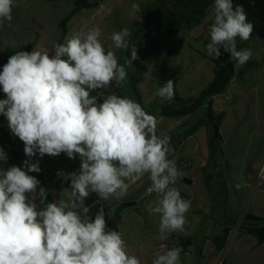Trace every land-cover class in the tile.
Wrapping results in <instances>:
<instances>
[{"label": "clouds", "instance_id": "9594fccd", "mask_svg": "<svg viewBox=\"0 0 264 264\" xmlns=\"http://www.w3.org/2000/svg\"><path fill=\"white\" fill-rule=\"evenodd\" d=\"M14 0H0V26L12 21ZM133 4V9H138ZM213 22L206 49L219 57L220 49L239 64L246 63L250 49L238 50L236 40L247 41L253 24L247 21L242 6L233 8L232 0H214ZM99 27L66 38L63 44L19 51L8 58L0 71V114L5 116L13 135L24 143L27 157L39 154L80 158L79 172L59 176L70 180L67 199L43 204L47 192L37 188L40 181L29 172H40L39 162L25 160L24 167L0 168V264H141L129 255L118 231L106 230L103 207L94 220L85 205L90 193L101 200L122 199L130 184L145 175L150 191L158 194L150 213L160 215L159 239L184 232L191 201L181 197L174 185L181 173L173 160L170 137L157 134L153 115L134 100L109 94L102 99L91 92L106 89L113 82L123 86L126 68L112 50L127 49L130 32H113L106 49ZM66 57V58H65ZM129 65L137 59L134 47ZM155 95L161 102L174 98L173 80L159 87ZM7 154L0 148V162ZM32 194L29 199L28 194ZM79 210V211H78ZM182 248L157 251L152 264H181Z\"/></svg>", "mask_w": 264, "mask_h": 264}, {"label": "crops", "instance_id": "0c3cea01", "mask_svg": "<svg viewBox=\"0 0 264 264\" xmlns=\"http://www.w3.org/2000/svg\"><path fill=\"white\" fill-rule=\"evenodd\" d=\"M56 2L57 0H14L12 21L10 23L5 21L3 26H0V71L7 63L8 58L16 52H31L33 48L52 50L55 44L65 42L69 37V31L62 41L58 35H55L53 39L46 35V29L51 25L52 19L56 23ZM53 4H55L54 8H52ZM122 4L123 0H105L99 8L87 10H113L114 6H123ZM31 8L37 9H34L33 14L27 15V10ZM52 13L54 14L52 15ZM52 54H54V50L50 51V55ZM5 98L6 95L0 89V99ZM188 120L189 118L174 119L170 125L163 126L159 134L175 135L179 133V127ZM160 121V117L156 119L157 123ZM251 126L255 127L251 133L243 131L242 135L239 132H236V136L230 135L229 139L232 138L233 141L222 138L223 157L217 161L213 168L217 169V173H222L223 178L220 179L221 183L218 185L214 182L210 183L211 189L205 185V175L202 172V169L206 168L209 163L207 129L202 127L176 146L171 147L172 151L168 158L175 162L181 173L175 184L171 186L180 185L179 187L182 189H188L187 193L182 189L178 190L182 198L190 200L192 203V210L186 216L184 232L170 233L166 240H161L158 231L160 217L142 214L143 206H148L151 201L159 198L158 194L154 192L148 194V189L151 187L148 175L142 177L135 184H130L127 195L119 200L109 198L105 201L101 200L98 194L90 193L85 200V205L90 209L88 215L94 220L97 212L103 207L106 230L118 231L126 243L128 254L135 255L141 264H152L160 246L165 244L168 249L172 248L171 238L178 236L190 240V245L180 256L186 254L193 256L190 248L197 246L198 250L195 251L194 257H199L202 264H205L206 260L202 259L203 256L214 250L210 239L220 234L223 228L222 223L228 219L230 207L235 202L243 205V202L251 201L250 208L243 213L248 212L254 216L264 217V131L260 129L262 125L259 122L251 124ZM197 134H201L198 139L195 138ZM229 141H231V147L237 149L241 143V151L246 152L253 148L260 152L259 158L248 163L242 162L241 167L246 166L248 169V174H243L242 179L234 178L235 159L227 152ZM0 148L7 154V161L0 162V168L4 170L11 166L27 170L23 163L25 160L30 163L39 162L41 171L28 173L36 178L39 174L47 192V198L43 204L39 198L35 200L38 210H42L45 204L58 201L60 198L67 199V192L61 193L64 190H70V180L59 176L58 172L78 173L81 163L79 156L72 159L68 158L65 153H61L59 156L45 155L41 158L37 153L34 157H27L24 153V143L11 133L7 118L2 114H0ZM211 172L213 169L207 170V173ZM39 188L40 186H38L37 192H39ZM252 191L254 192L250 195ZM28 197L31 199L32 194L29 193ZM252 207L253 209H251ZM188 222L192 224L190 227L187 226ZM191 229L195 231L197 241L194 239L195 237L188 234ZM239 238L241 242L240 246H237L236 239ZM230 254L233 256L231 261H229ZM219 264H264V243H258L253 236L243 231H237L225 248Z\"/></svg>", "mask_w": 264, "mask_h": 264}, {"label": "rangeland", "instance_id": "374dc122", "mask_svg": "<svg viewBox=\"0 0 264 264\" xmlns=\"http://www.w3.org/2000/svg\"><path fill=\"white\" fill-rule=\"evenodd\" d=\"M90 1L92 0H57L56 23L52 19L51 25L46 29L47 37L53 39L55 35H58L60 39L61 22L63 18L73 9L75 3L85 4ZM143 1L146 0H123V6H114L113 10H82L80 14L68 24L69 37L77 32H86L90 28L99 27L101 30L100 40L104 41L108 47L112 44L108 37L113 32H118L124 28H128L130 32L132 23L136 20H140V4ZM134 3L138 4V9L132 8ZM240 6L244 9L247 21L253 24V33L249 40L241 41L239 39V42L243 44V49H250L252 55L246 63L241 65L236 62L235 64L237 72L242 70V78H233L226 92L214 97L212 100V108L215 114L223 112L219 133L224 140L226 138L229 139L230 135L236 136V132H239L241 135L243 131L251 133L255 128L251 126V124H256L258 122L262 125L260 129L264 131V0H241ZM54 7L55 4L52 5V8ZM34 9L37 8L27 10V15L33 14ZM53 14L54 13H52V15ZM213 18L212 5L207 11L206 17L198 26L188 30H180L174 35L165 36L163 33L162 36H156L153 38L154 46L147 51H140L138 48V46L143 44V39L133 40L132 45L128 44L127 49H116L113 45L112 50L119 64L126 68L128 76L136 75L140 78L136 86L139 97L132 93L127 82H125L122 88L123 96L139 103L145 111L153 115L155 119L159 118L160 116L157 111L160 101L155 95L157 86L154 71L158 65L167 60V74L171 78L178 79L177 90L179 94L187 99L196 97L213 78V63L210 61V58L214 55H209L205 47L210 40L208 29L213 22ZM134 47L137 51V59L133 60L131 65H129L127 61L132 59L131 53ZM248 64H250V66H248ZM203 113L204 109H200L190 118V121H195ZM160 118L161 121L158 122L159 124L157 123V134L163 129V126L170 125L174 120L170 118ZM200 136L201 134H197L195 138L198 139ZM229 140L233 141L232 138ZM231 141H229L227 152L234 156V178L238 180L243 178V174H248L247 167H241L242 162L248 163L251 160L259 158L260 152H258V150H253V148L246 152L241 151V143L239 149H237L231 147ZM179 186L180 185L174 187L182 189ZM182 190L186 193L189 192L188 189ZM253 192L254 191H252L250 195H252ZM158 199L159 198L151 201V204L154 205L155 201ZM248 201L249 200L243 202V205L242 203L235 202L234 205L230 207V214L227 222H234V224L229 227L230 232L223 247L224 250L233 239L234 234L238 231V226L235 224L236 221L240 219L239 217H242L241 214L244 211L250 208L249 205L251 201ZM251 209H253V207ZM191 210L192 203L186 216H188ZM143 213L152 214L154 217H160L159 214L150 213L148 206L142 207V214ZM191 225V222L187 223L188 227ZM188 234L195 237L194 239L197 238L193 229H191ZM212 239H210V241ZM167 242H169V240H167ZM240 242V238L236 239L237 246H240ZM177 243H179L177 239L171 238L172 247H175ZM212 247L214 249L213 244ZM196 250H198L197 246L190 248L193 256H189V254L180 256L181 264H202L199 257H194ZM222 250L217 253L213 250L212 253L203 256L202 259L206 260L205 264H219L224 252H222ZM229 256V261H231L233 256L232 254Z\"/></svg>", "mask_w": 264, "mask_h": 264}, {"label": "trees", "instance_id": "16d2710c", "mask_svg": "<svg viewBox=\"0 0 264 264\" xmlns=\"http://www.w3.org/2000/svg\"><path fill=\"white\" fill-rule=\"evenodd\" d=\"M105 0H92L85 4L75 3L73 9L63 18L61 24V38L65 37L68 31L69 21L83 9H96L103 5ZM241 0H232L233 8L240 6ZM214 4V0H146L140 4L141 18L131 25L130 36L127 38L128 44L132 45L135 39H143V44L138 46L139 50L147 51L154 46L153 38L156 36L174 35L180 30H188L198 26L206 17L210 6ZM238 50L243 49V44L236 40ZM219 57L213 56L210 61L213 63V78L210 83L200 91L196 97L184 98L177 90V78L168 76V61L158 65L154 71L157 89L166 84L168 80H173L174 98L171 101H163L158 107V115L162 118L189 120L179 127V133L169 135L170 148L179 144L183 139L193 135L197 130L204 127L208 131V153L209 163L206 168L202 169L205 175L204 183L211 189L210 183H221L222 173L216 172L213 166L223 157L222 137L219 133V127L223 119V112L215 114L212 108V100L214 97L222 95L226 92L233 78H242V70L238 72L235 69L236 61L231 59L230 54L220 49ZM66 58V57H65ZM250 66V64H248ZM140 78L136 75L128 76L125 82L128 83L133 94L139 97L136 89ZM123 83V86L125 84ZM114 85L110 90V94H116L124 97L122 88ZM200 109H204V113L195 121H190ZM181 130V131H180ZM29 159V158H27ZM213 169V172L207 173V170ZM37 179L40 181V187L45 189L41 176L38 174ZM216 180V181H214ZM226 219V218H225ZM234 222L222 223L220 234L211 241L215 252H220L228 238L231 225ZM238 231H243L253 236L258 243H264V217L254 216L246 212L243 216L242 223L238 227ZM179 243L176 247L182 248V252L190 245L187 238L175 237ZM181 252V254H182ZM180 254V255H181Z\"/></svg>", "mask_w": 264, "mask_h": 264}, {"label": "built area", "instance_id": "2783aa9c", "mask_svg": "<svg viewBox=\"0 0 264 264\" xmlns=\"http://www.w3.org/2000/svg\"><path fill=\"white\" fill-rule=\"evenodd\" d=\"M102 42V41H101ZM103 44H104V46H105V48L107 49L108 47H107V45L104 43V42H102ZM115 85V82H113V84H112V86H110L109 88H106V89H99V90H96V91H93V92H91L90 93V95H93V96H97L98 95V93H103V96H101V97H98L101 101H99V102H102V99L104 98V97H106L107 95H109L110 93H109V90L113 87ZM152 192L148 189V194H151ZM168 248L165 246V245H162L160 248H159V251L162 253V252H164L165 250H167Z\"/></svg>", "mask_w": 264, "mask_h": 264}, {"label": "water", "instance_id": "95a60500", "mask_svg": "<svg viewBox=\"0 0 264 264\" xmlns=\"http://www.w3.org/2000/svg\"><path fill=\"white\" fill-rule=\"evenodd\" d=\"M243 216H244V213L242 214V217H239L240 219L236 221V223H235L236 226L239 227V226L241 225V223H242V219H243ZM223 251H224V248H223L222 252H223Z\"/></svg>", "mask_w": 264, "mask_h": 264}]
</instances>
